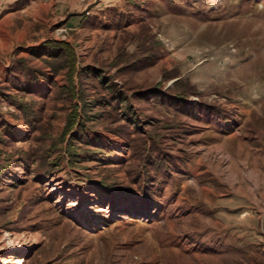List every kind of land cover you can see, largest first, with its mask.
Here are the masks:
<instances>
[{
    "label": "rangeland",
    "instance_id": "obj_1",
    "mask_svg": "<svg viewBox=\"0 0 264 264\" xmlns=\"http://www.w3.org/2000/svg\"><path fill=\"white\" fill-rule=\"evenodd\" d=\"M32 1L0 0V167L29 155L0 182V264H264V0ZM49 41L72 92L61 60L31 58ZM21 59L45 74L22 80L31 127Z\"/></svg>",
    "mask_w": 264,
    "mask_h": 264
},
{
    "label": "trees",
    "instance_id": "obj_2",
    "mask_svg": "<svg viewBox=\"0 0 264 264\" xmlns=\"http://www.w3.org/2000/svg\"><path fill=\"white\" fill-rule=\"evenodd\" d=\"M41 47L42 48H40L39 51L43 50L42 51L43 53L37 54L38 50L35 52V50L32 49L31 50L32 51L31 58L35 59V57L40 56V58L42 60L43 59L46 60L45 62H47L48 64L53 63V64H57V65H58V62H60V60H61L63 65L61 67L58 66L57 69L50 71V74H52L51 76L56 77L59 75V73L67 70L66 76H67V81H68V88L70 89L71 92L74 91V79L77 78L78 76H80V71L77 68L76 59L74 57V54H73L70 46L64 42L59 43V42L49 41V42L44 43ZM26 63H27V60L21 59L18 61L17 66H21V69L24 68L22 70H24V72H25ZM27 65H28V63H27ZM17 66L13 65L11 68V73L15 74L14 80L16 81V84H15L16 85V88H15L16 93H18V95L20 93H22L21 97H18V99H19L18 103H20V104L17 106V110H18V112L21 113V116L23 117V119H24V117H26V119L28 120L29 117L33 118L36 115V110L24 98H29L30 96H32V97L35 96V92L30 91L27 88H25L26 83L23 86L22 80H24L26 78L25 81L26 80L30 81V82L32 80L36 81V80H39L40 78L43 79L45 74L33 77L28 72H25L24 75L22 73L20 76H18L17 75V73H18L17 72ZM19 82H21L22 84H20ZM146 94L147 93H143L141 95H138V93H135L134 95H136L137 100L143 101L144 98H142V97H144ZM118 96H115L116 98H114L113 101L119 102V100H120V102H121V99H119ZM176 98H177L176 102H178L181 106V107H179L180 110H182V109L185 110V107H183V105H185L184 102L186 100L185 96H182V97L177 96ZM72 109L73 110L68 115L65 127L62 131L61 141L64 143L65 140L67 138H69V140H68L69 146L67 149V153H69L70 156H77V154H74L72 151L74 149V147H73L74 142L77 139L79 140V138H76L72 134L75 131V129L77 128V124L79 121V114H78V110L76 107H73ZM26 123L28 125H30V127H31L33 120L32 121L28 120V121H26ZM2 142H4V140H2L1 143ZM86 144L88 145V143H86ZM1 154H2V156H5V158H6L5 153L2 152V153H0V155ZM28 156L29 155H28L27 151H24V153H21V154H17L14 152V154L12 156H8L9 159H7L5 161V165L3 167H0L1 168L0 182L6 180L7 178H9V179L12 178V176H10V174L12 173L13 170L24 169L23 171L26 173V171L28 169ZM165 164H166V162L164 159L158 160L156 158H153V159L148 161L147 166L150 167L149 168L150 171L154 170V171L160 172L162 170V167ZM146 180L147 179H145L143 177L142 172L137 171V176H136V179L133 180V183L139 184V185H141V184L144 185V184H146L144 182ZM151 183H152V181L148 182V184H151ZM11 186H14V184H12ZM145 187H146V185H145ZM146 188H148V187H146ZM143 189H145V188H143Z\"/></svg>",
    "mask_w": 264,
    "mask_h": 264
},
{
    "label": "crops",
    "instance_id": "obj_3",
    "mask_svg": "<svg viewBox=\"0 0 264 264\" xmlns=\"http://www.w3.org/2000/svg\"><path fill=\"white\" fill-rule=\"evenodd\" d=\"M37 7H39V8H41L42 9V4H41V1L40 0H33L28 6H27V11H29V10H33V11H36V9H37ZM38 11V10H37ZM34 12L37 16L39 15L38 14V12ZM37 16H35L36 18H37ZM24 36L23 35H21V36H18V41H17V47L18 48H20V46H19V44L20 43H22L21 41L22 40H24ZM0 39H1V37H0ZM1 42V41H0ZM34 43V42H33ZM35 45H37V44H31V43H28L27 44V47H34ZM3 47H7L6 45H4V43L3 44H0V49H3ZM21 48H23V50H26V48H24V47H21ZM4 50V49H3ZM21 55H23V52H22V54Z\"/></svg>",
    "mask_w": 264,
    "mask_h": 264
},
{
    "label": "bare ground",
    "instance_id": "obj_4",
    "mask_svg": "<svg viewBox=\"0 0 264 264\" xmlns=\"http://www.w3.org/2000/svg\"><path fill=\"white\" fill-rule=\"evenodd\" d=\"M60 190L63 191L64 189L60 187V184H57V185H56V190L54 189L53 192H54V191H60ZM89 203H90V202H89ZM22 263H23V262H22V260H21V261L16 262L15 264H22ZM4 264H6V263H4Z\"/></svg>",
    "mask_w": 264,
    "mask_h": 264
},
{
    "label": "built area",
    "instance_id": "obj_5",
    "mask_svg": "<svg viewBox=\"0 0 264 264\" xmlns=\"http://www.w3.org/2000/svg\"><path fill=\"white\" fill-rule=\"evenodd\" d=\"M58 182H61V181H58ZM63 183V182H62ZM55 185V184H54ZM64 188V187H63ZM67 194H68V192H67Z\"/></svg>",
    "mask_w": 264,
    "mask_h": 264
}]
</instances>
